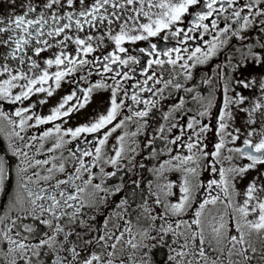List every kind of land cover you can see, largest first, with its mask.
<instances>
[{
  "label": "snow or ice",
  "instance_id": "obj_1",
  "mask_svg": "<svg viewBox=\"0 0 264 264\" xmlns=\"http://www.w3.org/2000/svg\"><path fill=\"white\" fill-rule=\"evenodd\" d=\"M8 3L12 10L0 14V133L16 163L0 154V193L8 196L0 204V264H155L159 248L166 249L163 264H264V79L261 95L250 98L225 76L215 117L214 90L204 96L186 86L194 69L234 39L245 40L251 28L264 32V0ZM152 38L175 45L159 48ZM141 41L148 46L129 47ZM246 47L248 56L264 63L252 45ZM223 68L216 65L215 74ZM138 70L142 80L135 78ZM211 80L206 74L203 83ZM64 83L71 91L40 114ZM235 84L250 89L257 82ZM100 91L110 93L108 107L65 127ZM173 92L185 95L162 113L173 122L158 129L164 147L151 156L167 158L151 169L155 180L143 188L131 180L132 191L112 201L125 184L123 178L106 182L125 168L143 167L134 163L139 145L126 146L127 138L136 137ZM133 120L140 122L137 131H124L109 145ZM124 159L131 167L122 165ZM250 171L258 174L241 191L237 185Z\"/></svg>",
  "mask_w": 264,
  "mask_h": 264
},
{
  "label": "flooded vegetation",
  "instance_id": "obj_2",
  "mask_svg": "<svg viewBox=\"0 0 264 264\" xmlns=\"http://www.w3.org/2000/svg\"><path fill=\"white\" fill-rule=\"evenodd\" d=\"M12 9H8L6 13H0V14H7ZM19 11V9H17ZM152 42L157 43L159 48H165V47H172L175 45V41H162L158 38H152ZM107 43V41H106ZM260 44H264V32H261L259 28H251L248 30L247 38L243 41L239 39H234L231 44L223 51L222 54L218 55L216 58H214L209 64L198 66L196 69L193 70V80L188 81L186 86L195 87L196 90L201 93L204 96H207L210 92H213L216 97V107L213 108V117H215V114L220 106L221 103V95H222V85L225 82L224 77H227L228 82L230 83L231 87H235L237 92H241L244 96L255 98L261 95V92L259 90V82L264 79V63H258L255 61L251 56L247 55V45L253 46V51L259 53L262 57H264V49H261L259 47ZM127 46V45H126ZM148 42L147 41H141L137 42L135 45H130V48H140V47H147ZM138 54V53H134ZM229 58L231 60V63H229ZM149 59V57H142V62H146V60ZM239 64V67H234L235 65ZM216 65H225V68L221 69V75L217 76L215 74V66ZM137 69H139V66H137ZM209 75L212 77L211 83L204 84L203 78L205 75ZM136 79H143V77L140 75L139 70L136 73ZM92 79H99V77L94 76ZM254 79L257 84L255 87L250 89H244L242 87H239L235 84V81L237 80H252ZM181 82L183 83V79H181ZM134 83V81H133ZM72 89V85L68 83H64L59 89L56 94H54L53 102L49 105H43L40 106L38 111L42 115H47L52 107H54L59 99L65 95L68 94ZM131 91H136L135 88H132ZM109 95L110 93L108 91H100L93 95L92 101L90 104L83 110H81L79 113L74 114L70 120H68L65 127H75L80 124L86 123L88 119L92 116H95L99 112H103L109 105ZM185 94L183 92H173V97L171 99L165 100L162 102V104L157 108L153 109V111L150 113L149 117L146 118L147 123L145 128L138 133L136 137L129 136L126 141V146L130 145L132 147H136L138 144L139 147L137 148V153L135 154V161L134 163L137 165H143V167L137 166L133 169L132 172H128L127 168L125 170L120 171L117 173L116 177H113L112 179L108 180L106 182V187L110 185H115L121 182V178H123V183L125 184V189L122 193H120L117 196L112 197V201H118L121 197L124 195H127L132 191L133 185H131V180H140L141 181V187H145L149 181H154L155 177L153 176V173L151 169L158 167L159 163H161L164 159H166V156H158L155 159L152 158L151 152L153 149H156L159 151L164 147L163 141L159 138L160 133L158 131L159 127L161 125H165L167 127L170 125L173 121L169 120L165 122L162 119V113L167 111L171 104L178 101V98L181 96H184ZM229 95H233L232 92L229 93ZM190 100V96L187 97ZM33 100L38 99V97H33ZM50 99V98H49ZM188 107L190 108H198L199 105L195 104L194 102H190L188 104ZM5 111L11 112L12 106H6ZM130 114V113H128ZM243 115L239 114L237 116L236 120V126L241 127L243 124ZM139 121L133 120L131 122H128L125 126V128L117 130V133L113 134V137H110L109 139V145L115 143V137L117 135L122 134L124 131H127L129 133L136 132L138 127ZM180 123H184L183 120L180 121ZM212 124H215V119L213 118L211 121ZM48 126H41V129ZM4 133H7L9 129L7 127H4ZM34 132L36 130H33ZM178 130H173V133H177ZM173 133H167L165 132V135L171 136ZM155 138V139H154ZM88 140H92V136L86 137ZM215 139L214 135L212 133L209 134V141H213ZM149 140H153V143L150 146H146L147 142ZM132 141H135L136 143L133 144ZM14 144L19 143L18 141L13 140ZM77 141H74L73 144L75 145ZM239 144V141L237 142ZM47 146V145H46ZM209 150H211V143H209ZM0 154H6L5 158L9 160L10 164L14 167L16 163V159L11 156L10 151L8 149V140L4 138V135L0 133ZM66 154V153H65ZM133 153H127L128 157H131ZM236 163H246V161H236ZM122 165H126L128 167H131V165L128 164V159H124L122 161ZM105 170L108 172H112L115 169H113L110 166L105 165ZM94 171H98V169H94ZM170 178L175 179V176H170ZM14 184V181H13ZM13 184H10L8 187L9 192L11 191V188L13 187ZM248 184V179L241 180L239 184L237 185L238 188L243 191V189ZM101 195H104L101 193ZM8 200V196L5 193H0V204H6ZM138 202V201H137ZM113 205L110 204L108 207H102L101 212L103 215H97V223L102 221L103 216L107 215ZM154 251V260L155 264H163V261L166 259V249L159 248L155 249Z\"/></svg>",
  "mask_w": 264,
  "mask_h": 264
},
{
  "label": "rangeland",
  "instance_id": "obj_3",
  "mask_svg": "<svg viewBox=\"0 0 264 264\" xmlns=\"http://www.w3.org/2000/svg\"><path fill=\"white\" fill-rule=\"evenodd\" d=\"M10 9L8 0H0V13H6L7 10ZM56 94V93H55ZM53 98V97H52ZM52 98H48V103L47 104H51L53 102V100H51ZM257 171H250L249 173H247L245 179H248V182L251 181L256 175H257ZM243 179V180H245Z\"/></svg>",
  "mask_w": 264,
  "mask_h": 264
}]
</instances>
